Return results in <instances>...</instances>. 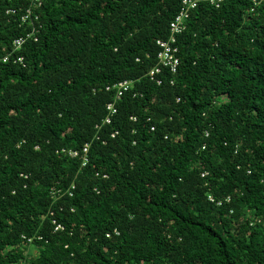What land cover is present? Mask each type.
Here are the masks:
<instances>
[{
  "label": "trees",
  "instance_id": "16d2710c",
  "mask_svg": "<svg viewBox=\"0 0 264 264\" xmlns=\"http://www.w3.org/2000/svg\"><path fill=\"white\" fill-rule=\"evenodd\" d=\"M181 1L36 7L0 68V264H264V0L199 2L152 80Z\"/></svg>",
  "mask_w": 264,
  "mask_h": 264
},
{
  "label": "built area",
  "instance_id": "2783aa9c",
  "mask_svg": "<svg viewBox=\"0 0 264 264\" xmlns=\"http://www.w3.org/2000/svg\"><path fill=\"white\" fill-rule=\"evenodd\" d=\"M14 1L18 4L17 9H6L5 15H17L18 26H25L26 31L23 35L13 39L9 45V50L2 54L0 53V68L12 61L13 64H23V57L17 56L18 51L21 50L23 45L28 41L35 42L36 32L40 26H37L38 16L34 13L36 7L41 5L42 0H8ZM224 0H182L178 13L174 16L173 20L169 23V36L165 40H158L156 45L159 49L157 54V66L153 68L149 73V77L152 80H155V76L160 72L161 69H167L171 74L176 73L178 66V57H177V46H176V37L181 34L185 28V21L187 20L188 14L191 10L195 9L199 2H207L209 5L214 7H219V5ZM157 84H160L159 81H156ZM131 82L123 81L113 85L111 88L106 87V91L109 89H115L116 95L119 97L123 92H125L128 87H130ZM108 114L104 119V123L108 124L110 122V116L115 113L113 104L110 103L106 106ZM207 133H205V136ZM113 136V135H112ZM87 145L83 148V153L87 151ZM71 156H75V152L70 153ZM84 161L86 159L84 158ZM84 165V162L82 163ZM209 202H213V198L208 196ZM226 201H229V198H226ZM220 203H216L219 205ZM54 224V231L62 230V226L56 224L55 221H52ZM117 234L116 231H114ZM108 236V235H106Z\"/></svg>",
  "mask_w": 264,
  "mask_h": 264
},
{
  "label": "rangeland",
  "instance_id": "374dc122",
  "mask_svg": "<svg viewBox=\"0 0 264 264\" xmlns=\"http://www.w3.org/2000/svg\"><path fill=\"white\" fill-rule=\"evenodd\" d=\"M37 252H38V250L36 248L29 247L28 254H30V255H36Z\"/></svg>",
  "mask_w": 264,
  "mask_h": 264
}]
</instances>
